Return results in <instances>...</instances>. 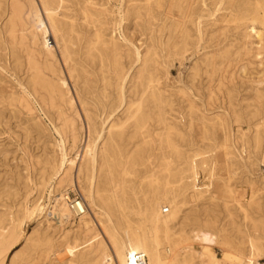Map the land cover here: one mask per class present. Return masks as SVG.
Segmentation results:
<instances>
[{
  "label": "bare ground",
  "instance_id": "bare-ground-1",
  "mask_svg": "<svg viewBox=\"0 0 264 264\" xmlns=\"http://www.w3.org/2000/svg\"><path fill=\"white\" fill-rule=\"evenodd\" d=\"M0 68V264L264 259V0H0Z\"/></svg>",
  "mask_w": 264,
  "mask_h": 264
},
{
  "label": "rangeland",
  "instance_id": "rangeland-1",
  "mask_svg": "<svg viewBox=\"0 0 264 264\" xmlns=\"http://www.w3.org/2000/svg\"><path fill=\"white\" fill-rule=\"evenodd\" d=\"M113 6H114V9H118L119 3L113 1ZM51 40H53L52 37H51ZM135 42L141 43L142 41H138V39H136ZM53 43H54V40H53ZM203 51H204V48L200 46L193 53H188L187 56L182 60V62H180L179 60H175L173 62V64L170 65L169 76H170V79L173 81V84H175L176 86H181V87H184V88L191 90V87H190L189 82H188V79H189V76L191 73V69H192L194 61L202 55ZM2 68H0V69L3 70ZM4 71L5 70H3V72ZM5 72L11 77V74H10V72H7V69ZM263 74H264V71H263ZM67 82L69 83V86H71V89L74 92V88H73L72 84L70 83V79L67 78ZM195 97L198 98L197 100H200V101L202 100V99H200V95H198V94L197 95L195 94ZM37 107H38V112H39L44 124H46V126H48L50 128L53 136H57V133L54 130V124L50 120V117L45 115V113L42 111L40 105L37 104ZM243 127L246 129L247 128L246 124H243ZM18 134L21 137V130L16 126L15 120L12 119L11 122L8 124V126L5 124L4 120L2 123H0V150H3V151L5 150L6 153H8L7 154L8 156L6 158L4 156L0 157V170H2L1 174L3 175V180L7 179V178H8L7 181L11 180L10 177H11L12 173H11V170L9 169L10 166H11L10 168L12 170H14L13 173L16 172V170H18L21 172L22 175H26V172H27L25 165H24V161H23V159L26 158V156L23 155L24 154L23 150L20 149V143L17 139ZM85 139L86 138H85V133H84L82 143H84ZM18 147H19V149H18ZM41 147H42L41 143H39V142L37 145L35 143L30 144L29 148H30V152H31L32 156L36 155L35 153H39L42 149ZM21 152H22V154H21ZM22 156H24V157L22 158ZM7 165H9V167H7ZM259 169L260 170L258 171V174L259 175L261 174L264 176V163L263 162L260 163ZM5 170L8 173H6ZM206 180H207V178L206 177L204 178V174L201 173L200 181H206ZM14 185L16 187L20 186L17 181L14 182ZM33 193H32V195H30V196H32V198H33ZM74 193L75 192H73V193L70 192L72 197H75ZM45 216H46V212H44L42 215H38L37 218L35 217L31 221L26 222L23 226V228L25 230V234L29 235L36 228L37 225L46 224V222L45 223L43 222L46 219ZM23 245H24L23 241H20L16 244V246L13 248V250L8 255V257L6 259L7 262L10 261L12 254L14 252H16L17 250H19V248H22ZM197 248L200 249L199 246H197ZM219 256L221 257L220 252H219ZM259 264H264L263 258L260 259Z\"/></svg>",
  "mask_w": 264,
  "mask_h": 264
}]
</instances>
